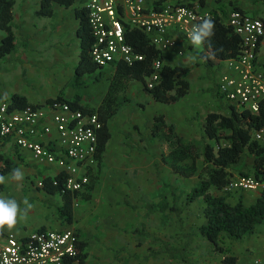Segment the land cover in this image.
Masks as SVG:
<instances>
[{"label": "crops", "instance_id": "0c3cea01", "mask_svg": "<svg viewBox=\"0 0 264 264\" xmlns=\"http://www.w3.org/2000/svg\"><path fill=\"white\" fill-rule=\"evenodd\" d=\"M41 1L15 0L12 24L16 34V45L12 52L0 58V102L9 103L12 96L18 94L24 96L34 105H46L50 103V99L62 92L69 99H73L79 93L83 105L90 108L98 107L110 87L116 64L112 63L101 67L103 72L100 78H98V71L85 74L81 84L76 86V68L81 58V38L78 34L80 19L76 9H87V0H73L69 6L54 2L53 15L51 16L38 13ZM186 2L191 3V6H198L202 10H211L214 18L217 15L224 22L232 7H237L252 16L264 19V0H186ZM5 35L6 32L0 29V39ZM178 48L184 49L183 55H178ZM204 49V43L194 48L187 45L186 42L180 41L177 48L169 49L166 55L164 54L165 63L191 68L187 76L190 82L189 92L177 102L167 104L156 100L145 90L144 82L140 80H132L130 87L128 86L127 96L129 100L131 98L135 101V106L131 105V101H128L119 111L120 113L123 111V114L126 115L132 107H137V109L138 106L141 107L139 108L140 122H142L140 124L148 123L150 131L145 135L134 125V128L138 130L136 141H139L135 147L144 153L148 163L154 165L155 161H158L159 167L163 164L161 161L162 144L152 136L151 132L155 115L163 114L168 122L176 125L179 134L195 140V133L199 131V128H203L204 132V123L209 112L230 114L229 105L231 103L219 94L217 86L219 76L228 68L223 63L224 59H215L214 66L209 69L205 59L198 56V53ZM257 62L264 69V37L259 47ZM92 82H103L105 86L100 92L95 89L90 90L89 86L87 89L90 91L87 96L81 87ZM47 123H51V121L48 120ZM122 125L126 126L125 123ZM109 127L112 136L103 156L107 154L113 139L111 123H109ZM36 139L53 145L57 143L58 132L52 125L50 134L36 136ZM126 147L135 149L131 147L130 143H126L122 149L124 150ZM0 154L18 164V168L24 173L23 180H14L12 173L3 174L1 172L0 163V176L5 177V182L0 183V196L15 199L21 209L27 207L24 203L25 200L31 205L24 218L18 217L15 226L11 229L7 226L0 229L1 238L9 233L23 238L27 234L39 230L73 229L78 233L79 240L87 244L88 256L85 262H81L79 259L70 261L67 259V264H128L130 256L128 240L130 238L126 239L129 236L125 232L127 231L125 227L127 222H123V219L118 215V212L122 214L124 207L111 209V211L114 210L111 212L108 210L109 206L105 207V204L104 207L94 206L100 200L97 190L99 189L98 183L102 179L97 182L92 191L91 200L86 201L78 197L73 201L72 221H68L62 218L58 211L59 205L62 204L61 194L49 193L39 186V182L44 178H53L62 172L56 163H39L30 149L20 148L12 138L1 135ZM101 165H103V160ZM160 180L161 177L158 178L161 185ZM108 189L114 188H110V186L104 188V192L109 194ZM263 189L246 190L229 195L224 194L223 191H219V193L226 195L227 201L232 204L242 199L243 203L249 206L256 202ZM87 190L88 187L83 192ZM118 195L121 196V194ZM81 201L86 203L82 204ZM176 222L177 220L175 224L178 230V222ZM225 245L231 249V255L238 257L237 264H256V259L264 258V221L256 225L252 233L239 240L226 239ZM162 251L160 250V253L169 255ZM221 262L226 264L222 260Z\"/></svg>", "mask_w": 264, "mask_h": 264}, {"label": "trees", "instance_id": "16d2710c", "mask_svg": "<svg viewBox=\"0 0 264 264\" xmlns=\"http://www.w3.org/2000/svg\"><path fill=\"white\" fill-rule=\"evenodd\" d=\"M54 2L69 6L73 0H42L38 13L46 16L53 15ZM186 3L191 5V3ZM14 4L15 0H0V29L6 32V35L0 39V58L12 52L16 45V34L12 24ZM76 13L80 19L78 34L81 38V58L75 76L76 86H79L85 74L98 71V78H100L103 69L93 61L90 54L94 37L90 28L88 11L85 8H78ZM212 20L215 26L214 35L210 40L204 41L205 49L198 53V56L205 59L209 69L214 66L215 59L223 60L236 57L242 51L241 38L233 29L217 15ZM125 31L127 42L142 52L145 59L133 65L121 61L116 64L110 87L98 107L90 108L83 105L79 93L73 99L66 98L62 92L50 99V102H68L74 109H81L85 113L96 112L102 123V127L97 132V173L90 176L91 180L86 192L66 190L64 172L43 180V188L47 192L61 194L62 204L59 205L58 211L60 216L68 221H72L73 201L76 198L80 197L86 201L92 198V191L99 180L103 154L112 136L109 123L121 107L129 101L127 96L129 83L132 80L144 82L145 90L148 93L156 100L167 104L177 102L188 94L190 89L187 76L191 68L170 65L165 62L160 81L149 88L147 82L153 72L152 62L156 57L161 56V52L151 44L143 30L125 23ZM8 106L10 109H16L34 106V104L24 96L14 94ZM229 108V115L216 111L207 114L202 147H199L195 140L179 134L176 125L168 122L163 114L155 115L153 119L151 132L152 136L162 144L161 161L181 177L196 176L198 178L197 184L189 190L183 203H180L177 186L161 179L163 189L168 190L172 195V202L162 193L158 203H151L148 206V213L159 211L163 215L164 221L172 218V213L175 214L176 220L181 225L178 235L185 239L184 245L174 247L166 240L160 238L157 240L164 245L162 252L168 253L171 258L178 257L185 264L190 262L186 252L191 247L195 235L192 232L184 231L183 213L187 205L197 199L202 198L205 202L206 221L200 227V234L209 241L213 252L220 255L221 260L226 264H237L238 262V257L231 255V249L225 245L226 239L239 240L252 233L256 225L264 221V189L256 202L249 206H246L242 199L232 204L226 199V195L229 194L224 196L219 193L236 176L252 175L264 182V143L262 144L252 137L253 129L264 127V103L255 113L232 104L229 105ZM0 163L3 174L12 173L13 169L18 168V164L1 154ZM154 167L159 170L158 161H155ZM124 202L131 208H137L127 198L124 199ZM139 231L143 230L135 228L133 233L137 234ZM86 246L84 241L79 240L77 243L78 253L69 258V261L79 259L81 262H85L88 256ZM151 252L152 254L160 253V251Z\"/></svg>", "mask_w": 264, "mask_h": 264}, {"label": "built area", "instance_id": "2783aa9c", "mask_svg": "<svg viewBox=\"0 0 264 264\" xmlns=\"http://www.w3.org/2000/svg\"><path fill=\"white\" fill-rule=\"evenodd\" d=\"M86 8L94 37L90 54L98 66L120 61L133 65L145 59L127 42L125 23L143 30L161 52L152 62L149 88L160 81L164 52L177 48L180 41L196 48L188 35L192 27L205 17L214 18L211 10L188 5L186 0H87ZM225 23L241 38L242 51L224 59L228 70L219 76V94L232 105L258 112L264 103V69L257 62L264 19L232 7ZM177 53L183 55L184 49L178 48ZM8 105L0 102V135L12 138L20 148L30 149L39 163H56L66 175V190L85 191L98 164L99 115L74 109L64 101L16 109ZM52 125L58 132L56 144L36 139L50 134ZM252 137L263 144L264 127L253 129ZM39 186L44 187V182ZM260 188H264V182L245 175L232 178L222 191L230 194ZM78 241L73 229L39 230L23 238L9 233L0 237V264H67V259L78 253ZM255 263L264 264V258Z\"/></svg>", "mask_w": 264, "mask_h": 264}, {"label": "rangeland", "instance_id": "374dc122", "mask_svg": "<svg viewBox=\"0 0 264 264\" xmlns=\"http://www.w3.org/2000/svg\"><path fill=\"white\" fill-rule=\"evenodd\" d=\"M166 52H164L165 55ZM131 83L132 81L129 83V87ZM89 86L90 90L95 89L100 92L105 84L103 82H92L91 84L88 83L87 86H82L81 89L87 96H89L88 92L90 90L87 89ZM136 96H138L137 93ZM130 101L131 105L135 106V101L131 98ZM139 108L141 107L138 106V109L132 107L126 115L123 114V111L121 113L119 111L110 121L113 139L107 154L103 156V165L99 169L98 181L100 179L102 181L98 183L97 196L100 200L94 206L104 207L105 204V207L109 206V211L124 207L122 214L118 212V215L123 219V222H127L125 225L127 231L125 232L129 236L126 239L130 238L128 240L130 253L128 264H185L178 257L172 259L167 254H152L151 251H162L164 249L163 244L157 240L158 238L168 240L171 246L174 247L184 245L185 239L178 235L181 231V225L177 223L178 221L176 222L178 224L177 230L175 214H171L172 219L164 221L163 215L159 211L148 213V206L151 203H158L162 193L172 202L171 193L163 189V185H160L158 181L159 177L177 186L180 203L186 200L189 190L197 184L198 178L196 176L181 177L164 163L157 171L153 163H148L144 153L136 149L135 145L139 144V141H136L138 139L137 129L143 131L145 135L150 131L148 123L140 124L142 122H140ZM124 123L126 126L122 125ZM134 125L137 126V129L134 128ZM194 138L198 146L202 147L205 138L203 128H199ZM126 143H130L131 147L135 149L126 147L123 150L122 148ZM95 173H97L96 169L93 170L92 174ZM108 186L114 188L108 189L109 194L104 192V188ZM118 194H121V196ZM125 198L132 205H136L137 208L126 205ZM81 202L82 204L86 203ZM204 207V200L199 198L187 205L183 213L184 231L192 232L195 235L191 247L186 252L190 259L189 264H222L221 256L213 252L209 241L200 234V227L206 221ZM111 212H114V210ZM136 227L145 232L139 231L134 234L133 230Z\"/></svg>", "mask_w": 264, "mask_h": 264}, {"label": "clouds", "instance_id": "9594fccd", "mask_svg": "<svg viewBox=\"0 0 264 264\" xmlns=\"http://www.w3.org/2000/svg\"><path fill=\"white\" fill-rule=\"evenodd\" d=\"M214 21L212 18L205 17L202 19V22L194 25L189 32V38L193 45L200 46L204 43V41L210 40L214 35ZM24 173L19 169L12 170V179L20 181L23 180ZM5 182V177L0 176V183ZM26 208L21 209L19 203L9 197L0 196V229L7 228L11 229L17 223L18 217L24 218L27 214L28 208L31 207L30 204L25 200Z\"/></svg>", "mask_w": 264, "mask_h": 264}]
</instances>
